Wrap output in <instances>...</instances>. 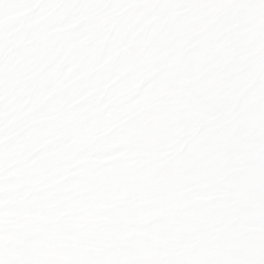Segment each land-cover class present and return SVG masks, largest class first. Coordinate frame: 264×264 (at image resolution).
<instances>
[{"label": "snow or ice", "instance_id": "6c2138e0", "mask_svg": "<svg viewBox=\"0 0 264 264\" xmlns=\"http://www.w3.org/2000/svg\"><path fill=\"white\" fill-rule=\"evenodd\" d=\"M20 196L97 242L46 264H264V0H0V264H41Z\"/></svg>", "mask_w": 264, "mask_h": 264}, {"label": "rangeland", "instance_id": "374dc122", "mask_svg": "<svg viewBox=\"0 0 264 264\" xmlns=\"http://www.w3.org/2000/svg\"><path fill=\"white\" fill-rule=\"evenodd\" d=\"M75 27V24L70 25ZM45 122H40V126L33 129L31 134V141H38L46 136V132L43 128ZM24 145L13 149V154L18 151H22ZM15 164V161H13ZM13 175L19 181V184L12 185L13 190L17 187L26 185L30 182L29 177L33 173L25 170H19L13 173ZM49 207L47 205L36 204L35 202H28L26 196L17 197L14 201L13 210L9 216V223L13 229V238L18 248L29 251H39L45 256V260L41 261V264H46L48 255L57 249L68 248H92L96 245V241L88 238H65L56 242L35 241L32 236L37 231H40V225L46 222L50 217L47 215ZM25 264H30L26 261ZM58 264H83V262L71 255L64 256L59 259Z\"/></svg>", "mask_w": 264, "mask_h": 264}]
</instances>
